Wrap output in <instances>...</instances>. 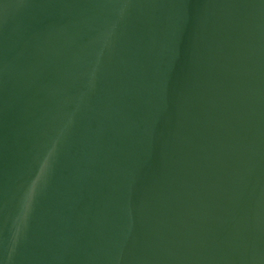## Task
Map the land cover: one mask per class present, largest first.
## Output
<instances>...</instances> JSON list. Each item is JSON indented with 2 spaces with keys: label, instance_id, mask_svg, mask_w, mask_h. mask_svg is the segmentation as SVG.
<instances>
[{
  "label": "water",
  "instance_id": "1",
  "mask_svg": "<svg viewBox=\"0 0 264 264\" xmlns=\"http://www.w3.org/2000/svg\"><path fill=\"white\" fill-rule=\"evenodd\" d=\"M0 264H264V0H0Z\"/></svg>",
  "mask_w": 264,
  "mask_h": 264
}]
</instances>
